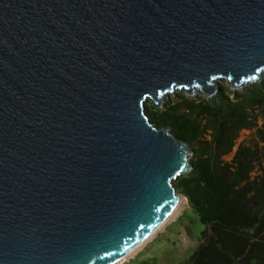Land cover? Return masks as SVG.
<instances>
[{
	"label": "water",
	"instance_id": "95a60500",
	"mask_svg": "<svg viewBox=\"0 0 264 264\" xmlns=\"http://www.w3.org/2000/svg\"><path fill=\"white\" fill-rule=\"evenodd\" d=\"M264 79V0H0V264H111L176 205L175 89Z\"/></svg>",
	"mask_w": 264,
	"mask_h": 264
},
{
	"label": "trees",
	"instance_id": "16d2710c",
	"mask_svg": "<svg viewBox=\"0 0 264 264\" xmlns=\"http://www.w3.org/2000/svg\"><path fill=\"white\" fill-rule=\"evenodd\" d=\"M146 111L194 149L192 170L174 181L204 224L185 264H264V149L243 140L230 161L223 158L242 129L256 128L264 142V79L242 92L221 85L200 102L182 94L165 108L151 105ZM258 160L262 172L252 177Z\"/></svg>",
	"mask_w": 264,
	"mask_h": 264
},
{
	"label": "rangeland",
	"instance_id": "374dc122",
	"mask_svg": "<svg viewBox=\"0 0 264 264\" xmlns=\"http://www.w3.org/2000/svg\"><path fill=\"white\" fill-rule=\"evenodd\" d=\"M251 84L252 83H248L236 90L242 92L246 86ZM221 85L229 86L225 80L221 81ZM226 93H228V91H226ZM182 94L187 97L196 98L198 102L203 98H208L206 95L198 92L189 94L186 89H175L174 92H169L164 96L163 104L166 107L167 103L175 101L179 98V95ZM151 105L158 106L149 98L146 100L145 106ZM263 122L264 119L259 117V126H263ZM206 136L207 138L210 137L209 135ZM243 140L251 145L257 144L260 152L264 149V142L257 136L256 128L242 129L232 151L223 155L224 160L230 161L233 158L239 143ZM262 165L263 162L261 160L256 162V166L251 172L252 177L262 172ZM172 219L156 232L140 250L133 256H130L124 264H185L200 243L204 224L200 221L197 213L191 209L188 201L180 208L175 218Z\"/></svg>",
	"mask_w": 264,
	"mask_h": 264
},
{
	"label": "bare ground",
	"instance_id": "6f19581e",
	"mask_svg": "<svg viewBox=\"0 0 264 264\" xmlns=\"http://www.w3.org/2000/svg\"><path fill=\"white\" fill-rule=\"evenodd\" d=\"M187 202V199L184 195L180 194L178 201L176 203V205L174 206V208L166 215V217L156 225V227H154L153 230H151L142 240H140L136 245H134V247H132L128 252H126L125 254H123L121 257H119L118 259H116L114 262H112L111 264H124L127 259L130 256H133L138 250H140V248L147 242L149 241V239H151L156 232H158L161 228H163L166 223L171 220L172 218H175L176 214L179 213L180 208ZM173 220V219H172Z\"/></svg>",
	"mask_w": 264,
	"mask_h": 264
}]
</instances>
